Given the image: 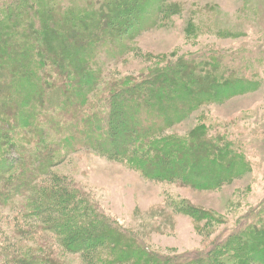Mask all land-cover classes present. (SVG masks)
I'll use <instances>...</instances> for the list:
<instances>
[{"label": "rangeland", "instance_id": "obj_1", "mask_svg": "<svg viewBox=\"0 0 264 264\" xmlns=\"http://www.w3.org/2000/svg\"><path fill=\"white\" fill-rule=\"evenodd\" d=\"M6 1L0 0V4ZM62 1L64 7L82 9L93 0ZM95 1L101 4L90 10L97 12L94 21L97 24L101 21L104 27L114 15L122 9H130L132 4L136 8L151 9L153 14L142 30L127 34L123 39L115 33L108 37L112 41H99L94 53L88 54L90 60L94 57L91 71L98 78L92 82L95 86L88 88L86 103L81 106L76 100L77 113L68 112V104H64L65 108L62 106L64 99L71 96L65 87L51 91V103L59 107L54 114L46 113L51 117L44 121L54 118L69 123L84 119L86 123L78 122L70 127L71 132H64L65 136H74H71L73 142L64 144L61 157L59 155L53 165L48 163L40 171L39 187L58 196L55 203L63 214L55 213L53 218H57L61 229L68 227L69 231L72 225L73 230L84 233L85 230L76 226L81 216H89L84 221L86 224L96 214L99 219L114 223L117 230L126 231L127 237L117 252L100 248L81 251L76 245L74 251H69L54 234L43 229L48 223L37 217L19 221L29 231L19 237L14 227L15 218L9 219L24 207L19 199L13 207H0V248L4 254L16 258L9 262L0 259V264H14L18 255L21 258L36 246L41 248L38 254L56 260V264H146V249L155 254L159 264H183L196 254L200 258L216 243L229 242L230 236L257 220L256 215L264 220V0H145L142 4L138 0H119L120 5H115V0ZM91 13L94 15L93 11ZM108 14L112 16L104 19ZM55 22L60 25L62 20L49 21ZM120 23V28L124 27V21ZM79 33L72 37L76 42H79ZM213 56L223 58V64L232 72L256 86L251 92L236 95L222 104L204 106L184 122L165 129L163 134L186 140L188 148L196 142L190 137L193 130L203 126L205 131L199 135V143L218 136L235 144L245 157V174L215 190H200L182 177L151 178L143 163L135 164L133 157L129 158L133 162H129L125 153L104 151L109 145H101L103 150L77 147V143L87 141L93 125L107 123L110 106L115 105L110 100L112 97L117 95V107L123 116L128 115L142 98L132 90H137L155 69L182 57L209 59ZM77 65L80 67L78 62ZM82 69L88 68L83 66ZM123 93L126 95L122 97ZM66 114H69L68 119L63 118ZM148 116L143 114V120ZM120 123L126 124L125 120ZM76 130L80 131L75 137ZM97 132L95 129L92 134ZM60 138L55 135L47 143ZM222 150L228 151L226 147ZM11 156L20 155L13 151ZM156 161L162 163L161 156H157ZM31 167L32 163L29 169ZM67 196L71 197V203L65 202ZM107 235L114 239L112 234L107 232ZM261 238L264 239L263 233ZM4 240H7L6 249L2 247ZM231 244L236 246L235 242ZM128 246H133L135 252L125 257ZM106 248L112 250L113 246Z\"/></svg>", "mask_w": 264, "mask_h": 264}, {"label": "trees", "instance_id": "obj_2", "mask_svg": "<svg viewBox=\"0 0 264 264\" xmlns=\"http://www.w3.org/2000/svg\"><path fill=\"white\" fill-rule=\"evenodd\" d=\"M62 2L8 0L0 4V207L10 208L16 200H22L24 207L15 212L12 218L9 217L15 218L14 227L16 226V235L19 237H23L26 231L29 232L19 221L37 217L48 223L47 228L43 229L54 234L69 251H74L78 246L77 248H82L81 251L100 248L107 252H117L127 236L126 231L117 230L114 223L99 219L98 215L93 214L85 224L84 221L89 216L84 218L82 215V220L76 226H80V230L85 232L79 233L77 229L71 228L72 225L69 226V231L68 227L61 229L57 225V218H53L55 213L62 215L63 210L55 203L58 196L52 195V191L46 193L44 188L39 187L40 171L48 163L53 165L57 161L64 144L73 142L74 136H65L64 132L69 133L72 125H77L78 122L84 124L86 121L77 119L67 123L54 118L44 121V118H50L51 115L46 113L54 114L59 107L51 103V91L55 87L66 88L71 96L64 99L62 106L68 104V112L77 113L76 100L81 106L86 103L88 88L94 87L95 82H92L98 78L91 71L94 57L90 60L88 54L94 53L99 41H108V37L111 38L115 33L118 38L123 39L127 34L133 35L142 30L153 12L143 6L144 9L136 8L132 4L130 9H122L114 15L108 26L104 27L101 21L98 24L94 21L97 12L90 10L101 3L97 5L93 0L89 6L84 5L81 9L71 8L70 5L64 7L65 3ZM138 2L142 4L145 0ZM114 4L120 5V1L115 0ZM117 10L116 8V12ZM111 16L108 14L104 19ZM50 19H61L62 22L60 25L57 22L52 24L49 23ZM121 21L125 23L122 28ZM77 32H80L79 42L72 39ZM223 60L213 56L209 59L182 57L175 62L167 61V64L155 69L150 77L145 78L137 90H132V93L142 98L136 103L137 106L128 111V115L123 116L117 107V95L112 97L110 100L116 106H110L107 123L102 122L97 127L93 125L92 131L86 136L87 141L77 143V147L103 150L101 145H109L104 151L125 153L129 162H133L130 160L133 157L135 164L143 163L151 178L182 177L200 190H215L232 182L246 173L245 157L235 144L225 142L226 139L218 136L199 143V135L205 131L203 126L193 130L190 137L196 142L193 141V145L188 148L186 140L163 134L165 129L184 122L204 106L222 104L236 95L252 91L256 84L236 75L223 64ZM83 66L88 69L84 71ZM125 95L123 93L122 97ZM134 102L132 100V104ZM143 114H149L145 121ZM68 116L66 114L63 118L68 119ZM124 120L126 124L120 123ZM95 129L98 130L97 134H92ZM76 131L75 137L80 130ZM55 135L61 138L47 143ZM197 146L199 149H196ZM222 147H226L228 151L224 153ZM13 151L20 156H11ZM157 156H161L162 163L155 162ZM31 163L32 167L29 169ZM177 167L180 169L177 170ZM64 200L71 203L69 196ZM200 212L207 213L203 210ZM261 212L263 210L259 211ZM260 217L256 215L257 220H253L235 236H230L229 242L216 243L200 258L196 254L194 259L183 264H264V239L261 238V233L264 234V220ZM77 218L79 219V215ZM85 225L89 226L86 228ZM107 232L113 235V240ZM6 241L2 243L5 249ZM109 246H113V249L108 250L106 247ZM126 248L128 255L125 257L132 256L134 247ZM40 249L36 246L30 252L26 251L21 258L18 255L14 264L57 263L56 260H48L43 254H38ZM146 251L145 263L159 264L155 254L147 249ZM0 259L9 262L16 258L4 254L2 250Z\"/></svg>", "mask_w": 264, "mask_h": 264}]
</instances>
